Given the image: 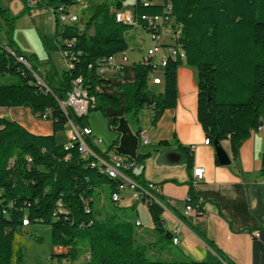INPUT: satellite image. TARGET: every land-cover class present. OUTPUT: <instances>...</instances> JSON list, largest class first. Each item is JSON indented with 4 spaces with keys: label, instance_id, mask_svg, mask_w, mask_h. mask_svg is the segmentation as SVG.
Segmentation results:
<instances>
[{
    "label": "trees",
    "instance_id": "obj_1",
    "mask_svg": "<svg viewBox=\"0 0 264 264\" xmlns=\"http://www.w3.org/2000/svg\"><path fill=\"white\" fill-rule=\"evenodd\" d=\"M126 1L96 2L88 16L66 25L59 23L56 8L71 11L81 0H36L35 8L50 10L54 17L52 37H40L44 50L74 57L72 67L61 73L40 72L37 58L21 51L12 39L15 18L0 8V33L5 40L4 45L0 43V76L17 79L0 84V108H27L35 119L52 123V134L36 135L0 118V264L23 262L18 241L24 228L35 224L47 226L51 246L63 250L51 256L58 263L76 262L86 253L88 259L78 264H233L217 250L220 261L215 263L149 257L152 243L136 242L134 219L111 200L120 182L91 166V157H81L76 146L65 150L64 143H57L56 135L69 123L88 127V115L77 116L70 108L64 112L59 103L66 100L72 81L80 77L83 89L96 100L89 113L99 111L109 128L116 126L117 118L106 115V110L121 107L118 93L125 112L136 117L148 108L150 123L155 125L165 110L175 107L176 69L185 65L196 72L197 120L205 138L210 144L227 141L235 159L250 132L264 126V0H168V14L164 12L166 1L143 6L142 2L152 0H134L131 10L136 19L169 16L180 26L174 46L184 52V59L167 60L158 94L147 84L151 65L138 62L133 81L119 82L117 93L106 95L96 89L98 82H104L96 70L108 67V58L129 48V27L114 15ZM84 140L94 153H100L89 138ZM179 149L190 168V150ZM133 159L138 167L144 156ZM128 176L146 186L141 173L133 171ZM106 191L109 207L100 219L95 200ZM157 198L161 202L160 195ZM188 198L189 204L197 199L191 183ZM57 201L67 215L57 213ZM140 202L147 206L153 229L162 238L163 208L145 196ZM24 219L27 226L22 225Z\"/></svg>",
    "mask_w": 264,
    "mask_h": 264
},
{
    "label": "crops",
    "instance_id": "obj_2",
    "mask_svg": "<svg viewBox=\"0 0 264 264\" xmlns=\"http://www.w3.org/2000/svg\"><path fill=\"white\" fill-rule=\"evenodd\" d=\"M2 9H6L11 17L21 19L26 16L30 25L29 35L32 37L35 33L41 34L39 13H46V10L35 7L27 9L23 0H13ZM52 24L53 35V15ZM133 31H129L130 34L128 32L127 35L129 48L124 53L127 62L121 63V55L114 57L101 75L104 82L96 85L99 92L113 95L117 93L116 86L119 82L133 81L134 65L144 55V50H138L144 39L139 30ZM0 37L1 44L4 45L2 33ZM14 42L21 51L28 53L18 41ZM144 43L148 48L151 41L148 39ZM157 43L162 46L173 44L166 30H161ZM44 52L47 56L41 60V73L48 70L60 73L66 69L59 51ZM148 88L153 94L162 92V85H150ZM118 95L121 107L106 110V115L117 118L115 127L109 128L107 119L99 111L88 113L87 123L92 137L101 140L97 148L103 158L109 159L115 154L130 159L139 154L144 156L134 172L141 173L144 182L159 188L161 203L165 206L161 216L163 233L169 237V242L172 237H177V244L171 243L178 248V252L156 247L161 238L153 235L155 231L150 216L151 224L147 231L138 229L141 222L136 218L133 221L138 220L140 224L136 227V242L141 245L152 243L148 256L215 263L220 261L217 250L233 264H264V126L250 132L249 137L240 145L235 159L230 155L229 143L221 142L220 146L227 153L229 164L220 165L215 162L213 144L204 143L206 138L197 120L194 69L185 65L177 67L175 107L165 110L155 125L150 123L151 112L148 108L140 110L136 117L125 112L121 94ZM0 118L14 121L36 135L52 134V123L35 119L27 108H0ZM62 134L68 139V127L56 135L57 143V137ZM140 134H144L147 140V144L143 146L140 145ZM161 142L166 144L161 145ZM179 147L190 150V168H187V160ZM194 167L203 169L202 180L196 183H192L191 179ZM190 183L196 200L201 201L203 214L198 219L183 216V203L188 197ZM127 198L130 199V195ZM122 199L125 198L121 197ZM119 202L118 206L123 207ZM142 205L148 212L147 206ZM175 230L178 233L175 234ZM87 258L88 255L84 260Z\"/></svg>",
    "mask_w": 264,
    "mask_h": 264
},
{
    "label": "built area",
    "instance_id": "obj_3",
    "mask_svg": "<svg viewBox=\"0 0 264 264\" xmlns=\"http://www.w3.org/2000/svg\"><path fill=\"white\" fill-rule=\"evenodd\" d=\"M165 2L166 14L170 13L171 5L168 0H152L142 2L143 6H148L152 3H161ZM25 5L27 7H35L36 0H25ZM84 8V7H83ZM56 15L60 24H76L78 22V15L72 11H64L63 7L56 8ZM115 19L117 22H120L124 25H127L131 29H137L146 31L149 35V40L151 44L144 51V55L140 63L145 65H151L152 70L147 75V84L150 85H162V72L166 66L168 59H175L180 57L184 59V52L177 46H174L175 40L178 38L180 33V26L175 25L173 19L169 16H140L139 20L136 19L133 15L131 9L128 10H119L114 11ZM161 30H166L172 40V45L162 46L157 43V39ZM61 57L65 61V67L71 68L72 61L74 60L73 56L67 55L66 52L60 53ZM114 57L107 59V65H110ZM18 61L25 63L22 58H18ZM127 57L125 54H121V63H126ZM107 66L100 67L96 70L98 75H102ZM61 109L65 112L67 109H71L77 116H87L90 109L96 105V100L92 96H88L86 91L82 87V79L76 78L72 81L71 91L67 94L66 100L59 103ZM69 136L67 141L63 144L65 150L72 149L74 146L77 147L78 152L81 157L89 158L91 157V166L97 167L100 173L105 174L111 179L118 180L120 183L117 186V191L112 193L111 200L113 202H119L121 200V193L124 190H128L130 197L134 201H140L141 197L145 196L151 201L157 203L163 209L165 206L158 200L157 195H159L158 186L152 183H146V186L141 187L135 181H133L129 176V172H133L137 169L134 159L126 158L121 155H113L109 159L103 158L102 153H94L86 144L85 138H89L90 142L98 147L101 143L100 139L92 137V132L89 127H84L82 129L75 127L71 123L68 124ZM258 129H261L259 127ZM140 145L143 146L147 144V140L144 134H140ZM204 143L210 144L208 139H205ZM203 169L200 167H194L192 169V183H196L202 180ZM170 204V201H168ZM57 213L65 216L68 211L63 208L60 201L56 202L55 205ZM203 211L201 208V201L196 200L193 204H189V198L183 203V216L192 217L198 219L202 216ZM91 224V221L88 222L87 226ZM23 226H27V220L22 221ZM135 226H140L139 221H135ZM175 234L178 233L177 230L174 231ZM171 242L177 244V237H172ZM88 259V258H87ZM55 263H58L54 261ZM65 261H62L61 264H65Z\"/></svg>",
    "mask_w": 264,
    "mask_h": 264
},
{
    "label": "rangeland",
    "instance_id": "obj_4",
    "mask_svg": "<svg viewBox=\"0 0 264 264\" xmlns=\"http://www.w3.org/2000/svg\"><path fill=\"white\" fill-rule=\"evenodd\" d=\"M13 0H0V8H2L6 4H10ZM41 1H46V0H41ZM100 1H106L109 2L111 0H81L78 4L74 5L70 10L73 13H76L79 17L85 18L86 16L89 15L92 6L96 2ZM134 4V0H127L124 3V8L123 10H128L131 9ZM25 5V3H24ZM27 9H31L34 7H27ZM84 7V8H83ZM85 9V10H82ZM40 14V30L41 34L38 35L35 33V36L32 37V35H29V23L26 21V16L24 18L16 17L14 16V26H13V31H12V39L13 41H18L20 43V46L26 50V54L29 55H34L37 58V61L39 65H42V58L45 57L46 53L44 52V48L41 43V38L46 37L50 38L52 37V12L50 10H46V13H39ZM17 25V27H15ZM15 28L16 31H15ZM129 31H133L131 28H129ZM144 42L148 41L149 35L146 31L139 30ZM135 33V31H133ZM131 32V33H133ZM133 33V34H134ZM130 34V32H129ZM41 37V38H40ZM128 42H129V37ZM143 41L142 46H138V50H146L147 44H145ZM0 43H2L1 37H0ZM138 53H140L138 51ZM47 56V55H46ZM64 71V70H63ZM61 71V72H63ZM60 72V73H61ZM17 82L16 78H12L9 76H0V84H9V83H15ZM58 143L61 144V141H67L65 134L59 135L57 137ZM63 143V142H62ZM128 195H130L128 190L122 191L120 197H123L125 199L120 200V204L123 205V208L126 209L128 215L132 217V219L139 218V221L141 222V227L138 229H142L147 231V229L150 226V219H149V214L145 209V206H143L139 201H132L131 197L130 199L127 198ZM109 194L106 191L102 195H100L96 200H95V207L99 211V218L102 219L104 218V213L107 212L108 207H109ZM157 237L158 234L155 232ZM37 239H40L39 241ZM18 246L21 249V252L23 253V262L20 264H61V263H55L52 259L51 256L53 252L61 250V248H56L52 247L50 244V236H49V228L44 225L40 224H35L31 226H27L24 228L23 234L21 235V238L18 241ZM156 247L159 249H171L175 252H178V248L173 245L171 242L168 241V239L163 236L159 242H157ZM63 251V250H61ZM87 254H83L77 261H83ZM12 264H17V263H12ZM65 264H74L72 262H67Z\"/></svg>",
    "mask_w": 264,
    "mask_h": 264
},
{
    "label": "water",
    "instance_id": "obj_5",
    "mask_svg": "<svg viewBox=\"0 0 264 264\" xmlns=\"http://www.w3.org/2000/svg\"><path fill=\"white\" fill-rule=\"evenodd\" d=\"M213 147L215 150V156L220 165H228L229 164V158L227 156V153L222 149L220 144H218L216 141L213 143ZM262 166H264V154L262 155ZM167 239L169 237L165 236Z\"/></svg>",
    "mask_w": 264,
    "mask_h": 264
}]
</instances>
